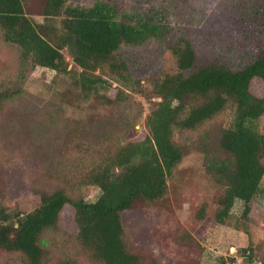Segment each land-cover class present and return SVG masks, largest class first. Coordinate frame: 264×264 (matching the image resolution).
Listing matches in <instances>:
<instances>
[{"label": "trees", "instance_id": "16d2710c", "mask_svg": "<svg viewBox=\"0 0 264 264\" xmlns=\"http://www.w3.org/2000/svg\"><path fill=\"white\" fill-rule=\"evenodd\" d=\"M40 1L35 12L30 0H0V33L18 52L20 73L39 67L70 78L71 86L57 93L53 111L37 125L44 130L41 145L60 130H80L84 120L66 117L68 108L101 107L96 111H105L103 119L117 112L116 126H135L129 99L130 93H142L141 80L132 74L135 60L124 58V50L158 42L173 57L176 71L147 80L148 100H153L145 116V139L100 153L72 178L100 190L94 202L38 183L12 208L0 203V251L20 254L26 264H42L43 234L70 213L75 238L92 264H145L125 233L123 215L160 203L167 195L168 179L188 154L174 141L175 132L196 131L224 112H231L228 123L201 133L197 148L205 174L221 190L215 223L227 224L236 200L243 203L246 219L255 199H264V130L258 124L264 115V51L231 69L216 59H199L189 38L172 37L161 3L134 10L115 0L89 5ZM63 51L79 71L68 69ZM20 83L0 92V110L21 95ZM61 180L68 184L67 178ZM58 264L77 263L65 259ZM148 264L161 263L152 258ZM248 264H264V255L258 260L249 256Z\"/></svg>", "mask_w": 264, "mask_h": 264}, {"label": "rangeland", "instance_id": "374dc122", "mask_svg": "<svg viewBox=\"0 0 264 264\" xmlns=\"http://www.w3.org/2000/svg\"><path fill=\"white\" fill-rule=\"evenodd\" d=\"M30 1L36 12L41 1ZM92 1L70 0L74 5H89ZM115 1L122 8L134 10H147L161 3L167 11L172 37L189 38L199 59H216L236 69L264 51V0ZM1 36L0 92L19 80L22 91L0 110V203L12 208L38 183L65 188L74 197L94 202L100 190L72 178L100 153L145 139V116L153 100H148L151 88L147 80L175 72L173 57L158 42L123 51L124 58L135 60L130 70L141 80L142 93H130L129 99L137 118L135 126H116L117 112L112 119H103L105 111H96L101 107L68 108L66 117L84 120V124L76 133L60 130L51 135L46 147L41 145L44 130L38 126L53 111L57 93L71 86L70 78L39 67L20 73L18 52ZM63 54L68 69L79 71L66 51ZM230 118L231 112H224L196 131H176L174 141L185 146L188 154L168 179L167 195L160 203L135 207L123 215L125 233L135 250L146 258L145 264L152 258L161 264H248L249 256L258 260L264 255V199H255L246 219L242 217L243 203L236 200L226 225L214 221L221 190L205 174L197 143L201 133L211 131L213 124L226 125ZM258 124L264 130V115ZM62 177L68 180L65 186ZM70 216L68 213L56 228L43 234L42 264H58L65 259L92 264L75 238ZM0 264L26 263L20 254L0 251Z\"/></svg>", "mask_w": 264, "mask_h": 264}]
</instances>
